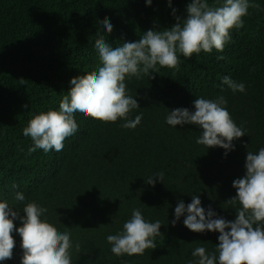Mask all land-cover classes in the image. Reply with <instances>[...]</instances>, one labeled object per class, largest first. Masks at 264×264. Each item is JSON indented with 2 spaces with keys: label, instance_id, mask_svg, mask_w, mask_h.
I'll return each instance as SVG.
<instances>
[{
  "label": "trees",
  "instance_id": "trees-1",
  "mask_svg": "<svg viewBox=\"0 0 264 264\" xmlns=\"http://www.w3.org/2000/svg\"><path fill=\"white\" fill-rule=\"evenodd\" d=\"M190 2L172 0L170 8L168 0H153L151 6L145 0H0V202L8 201L21 216L28 202L47 208L48 222L80 244L79 253L72 250V264H189L196 247L213 252L219 233H194L183 217L171 224L177 202L187 205L194 195L205 209L235 218L238 205L225 204L236 195L232 183L245 174L247 151L264 147V0H250L260 9L249 8L244 27L231 31L223 52L180 56L178 71L160 68L153 79H126L128 94L139 104L129 119L143 113L135 129L121 127L124 120L102 123L77 112L78 131L66 138L62 151L30 155L31 138L22 132L32 115L59 110L72 78L96 70L98 31L112 45L135 42L148 30L170 28L176 23L172 9L184 17ZM105 17L111 33L98 23ZM225 76L244 83L246 91L233 93L221 84ZM219 95L237 126L246 129L227 156L222 148L198 145L196 126L165 121L168 110H194L197 97ZM159 172L162 183L158 177L154 187L145 183ZM17 191L24 202L14 200ZM135 208L146 220L161 222L163 238L143 255L117 257L106 237L122 231ZM13 236V258L0 264H20L21 238Z\"/></svg>",
  "mask_w": 264,
  "mask_h": 264
},
{
  "label": "clouds",
  "instance_id": "clouds-1",
  "mask_svg": "<svg viewBox=\"0 0 264 264\" xmlns=\"http://www.w3.org/2000/svg\"><path fill=\"white\" fill-rule=\"evenodd\" d=\"M153 0H145L151 6ZM172 7V0H168ZM249 8L259 10L258 3L250 0H223L222 4L210 5L208 0H191L186 7V16H176V23L163 30H148L135 42L124 41L117 45L108 43L100 31L96 34L94 48L99 64L96 70L78 75L70 80V89L59 101V110L49 109L32 115L22 132L30 137L32 146L29 155L38 149L48 153L60 152L66 138L78 131L75 113L102 123H116L124 120L121 127L135 129L142 121L143 113L129 119V114L139 108L137 99L128 94L126 79H140L160 68L179 70L180 56L191 59L193 54L211 53L213 49L223 52L231 40V31L244 27V17ZM102 24L106 33L113 31V25L105 17ZM223 59V57H218ZM159 66V68L157 67ZM21 84L25 80H19ZM233 93L246 91L245 84L225 76L221 80ZM223 91V88H221ZM223 95L215 99L197 97L193 109L176 108L168 110L165 121L172 127L194 125L200 129L196 139L198 145L222 148L224 155L235 150L234 141L246 135V129L237 126L227 107ZM31 115V114H30ZM248 148V145H245ZM245 174L232 183L235 197L226 205L236 206L235 218L226 220L218 216L209 206L202 207L200 195L191 196L187 205L179 200L174 209V227L181 217L183 225L194 233H219L215 250L209 253L198 246L192 251L196 258L189 264H264V147L258 152L248 150ZM158 177L162 183L164 173L149 176L145 183L155 186ZM17 184L12 188L16 189ZM16 202H24L25 196L17 191ZM10 206L8 201L0 202V262L11 260L16 241L13 233L21 238L22 255L20 264H72V250L80 252V244L73 245L69 231H59L46 218L47 208L35 201L23 207V214ZM42 217H44L42 219ZM21 226L16 227L14 221ZM103 226V225H101ZM159 220L150 222L140 209L132 210L131 217L123 224L122 231L106 237L111 252L123 255H143L148 249L157 247L156 238H163Z\"/></svg>",
  "mask_w": 264,
  "mask_h": 264
}]
</instances>
